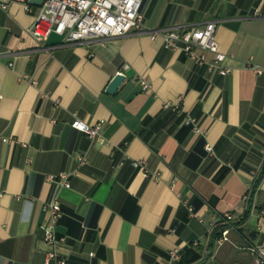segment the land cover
<instances>
[{"label": "crops", "instance_id": "crops-1", "mask_svg": "<svg viewBox=\"0 0 264 264\" xmlns=\"http://www.w3.org/2000/svg\"><path fill=\"white\" fill-rule=\"evenodd\" d=\"M142 9L153 30L218 20L230 73L212 77L133 32L41 43L34 15L0 0V264H45L44 206L54 200L67 264H254L249 248L264 247V73L246 65L264 69V0H144ZM76 119L104 121L100 138L73 128Z\"/></svg>", "mask_w": 264, "mask_h": 264}, {"label": "built area", "instance_id": "built-area-1", "mask_svg": "<svg viewBox=\"0 0 264 264\" xmlns=\"http://www.w3.org/2000/svg\"><path fill=\"white\" fill-rule=\"evenodd\" d=\"M21 3L25 10L34 15L35 22L31 28L32 34L41 43H44L52 33L63 37L64 44H83L94 40H109L125 36L131 32L148 35L151 39H161L164 46L175 52H182L189 56L198 67H205L207 74L214 77L225 76L231 68L226 65L227 55L221 51L216 33L219 26L218 20H212L203 27L173 26L153 30L147 25L143 13L144 0H45L42 7L36 8L30 0H9ZM7 5L3 4V8ZM256 17H261L258 12ZM212 55L211 60L208 55ZM13 66V64H10ZM261 75L264 69L252 62L246 64ZM143 91L151 89V85L145 80H140ZM167 107H170L167 105ZM178 110V107L174 108ZM191 122L190 119L187 120ZM104 121L90 125L85 121L76 119L72 127L85 133L91 139H98L104 126ZM3 142H11L2 138ZM208 150H211L208 146ZM80 164H86L85 156L78 155ZM136 167H144V162H135ZM69 174L61 173L58 177L67 188L71 185L67 181ZM53 179V178H50ZM48 214V222L42 226L44 239L50 250L46 254L45 264H67V259L62 256L58 248L66 241V238L57 234L56 227L63 217V209L58 200H54L44 206ZM225 222L234 220L232 214L223 216ZM203 222V220H200ZM213 229L216 224H212ZM220 242L228 240L229 230L221 231ZM251 254L264 264V247H250ZM171 259L177 261L181 258L180 249L170 252Z\"/></svg>", "mask_w": 264, "mask_h": 264}, {"label": "water", "instance_id": "water-1", "mask_svg": "<svg viewBox=\"0 0 264 264\" xmlns=\"http://www.w3.org/2000/svg\"><path fill=\"white\" fill-rule=\"evenodd\" d=\"M44 1L45 0H30V3L34 6L42 7L44 4ZM124 80H125L124 75L116 76L113 79V81L110 83L108 87V92L111 94H114L118 90V88L120 87V85L123 83ZM254 264H260V261L256 259Z\"/></svg>", "mask_w": 264, "mask_h": 264}, {"label": "trees", "instance_id": "trees-1", "mask_svg": "<svg viewBox=\"0 0 264 264\" xmlns=\"http://www.w3.org/2000/svg\"><path fill=\"white\" fill-rule=\"evenodd\" d=\"M259 183V182H258ZM224 228H220L219 229V232L216 233V235H221V231L223 230Z\"/></svg>", "mask_w": 264, "mask_h": 264}]
</instances>
